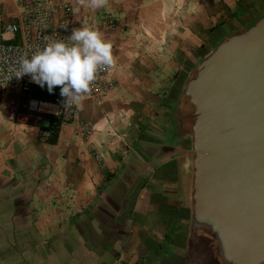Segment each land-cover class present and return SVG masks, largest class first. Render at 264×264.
<instances>
[{
    "label": "crops",
    "instance_id": "0c3cea01",
    "mask_svg": "<svg viewBox=\"0 0 264 264\" xmlns=\"http://www.w3.org/2000/svg\"><path fill=\"white\" fill-rule=\"evenodd\" d=\"M9 1L0 13L12 19ZM53 1L71 6L70 35L86 26L112 44L115 64L106 76L113 86L72 104L51 143L42 126L16 119L22 96L0 94V264H159L183 212L179 155L150 162L137 184L120 183L138 167L191 55L260 0H108L96 9ZM84 123L91 125L86 138Z\"/></svg>",
    "mask_w": 264,
    "mask_h": 264
},
{
    "label": "water",
    "instance_id": "95a60500",
    "mask_svg": "<svg viewBox=\"0 0 264 264\" xmlns=\"http://www.w3.org/2000/svg\"><path fill=\"white\" fill-rule=\"evenodd\" d=\"M139 153L142 168L120 184H137L160 158L181 161L183 212L159 264L264 263V0L191 55Z\"/></svg>",
    "mask_w": 264,
    "mask_h": 264
},
{
    "label": "built area",
    "instance_id": "2783aa9c",
    "mask_svg": "<svg viewBox=\"0 0 264 264\" xmlns=\"http://www.w3.org/2000/svg\"><path fill=\"white\" fill-rule=\"evenodd\" d=\"M71 13L69 5L53 0H15L12 19L5 18L0 13V94L6 90H15L19 98L22 96L25 100V114L48 120L50 116L59 117L58 124L68 122L73 114L71 106H63L64 98H61L59 104L53 103L56 105L54 112L38 110L37 103L52 102L32 95L33 87L39 85L29 75L20 79L12 75L13 70L19 67L22 57L30 58L47 43L64 41L70 44ZM106 73L107 69L99 71L96 80L91 84L92 91L83 95L95 100L104 96L113 86ZM79 132L82 138L88 137L91 125L82 124ZM44 134L47 135L48 132L44 131Z\"/></svg>",
    "mask_w": 264,
    "mask_h": 264
},
{
    "label": "clouds",
    "instance_id": "9594fccd",
    "mask_svg": "<svg viewBox=\"0 0 264 264\" xmlns=\"http://www.w3.org/2000/svg\"><path fill=\"white\" fill-rule=\"evenodd\" d=\"M79 3L96 9L106 7L108 0H79ZM69 39L70 44L54 41L30 58L22 57L12 77L20 79L29 75L41 88L46 85L49 93L59 86L64 107L79 102L83 94L92 91L97 73L112 67L115 60L112 44L96 30L86 26L74 28Z\"/></svg>",
    "mask_w": 264,
    "mask_h": 264
},
{
    "label": "trees",
    "instance_id": "16d2710c",
    "mask_svg": "<svg viewBox=\"0 0 264 264\" xmlns=\"http://www.w3.org/2000/svg\"><path fill=\"white\" fill-rule=\"evenodd\" d=\"M32 95L36 98L42 99L44 101H50L52 103H57L61 101L60 88L56 87L53 93H49L47 90V86L41 88L40 86L33 87ZM53 121L55 123H53ZM59 123V117L53 118L49 117V124L46 127H42L43 130L47 131L46 139L48 142L55 141V134L57 131V125Z\"/></svg>",
    "mask_w": 264,
    "mask_h": 264
},
{
    "label": "rangeland",
    "instance_id": "374dc122",
    "mask_svg": "<svg viewBox=\"0 0 264 264\" xmlns=\"http://www.w3.org/2000/svg\"><path fill=\"white\" fill-rule=\"evenodd\" d=\"M141 1L142 0H137V3H141ZM143 1H145L146 3H149V4H152L153 3V5H155V6H159L160 4H164V3H166L165 1H167V0H143ZM112 3V2H111ZM11 4V1H9V0H7V1H3L2 3H0V7L2 8V9H5V11L6 10H9L10 9V7H9V5ZM64 4V3H63ZM70 6V5H69ZM71 7V6H70ZM112 14H109V13H107V16H106V18H105V20H106V22H107V25H110V26H112L113 25V23H114V21H113V18H112ZM18 94V93H17ZM24 102L25 103V100H24V98H21V102Z\"/></svg>",
    "mask_w": 264,
    "mask_h": 264
},
{
    "label": "bare ground",
    "instance_id": "6f19581e",
    "mask_svg": "<svg viewBox=\"0 0 264 264\" xmlns=\"http://www.w3.org/2000/svg\"><path fill=\"white\" fill-rule=\"evenodd\" d=\"M36 108L41 111H51L56 110V105L53 103H37Z\"/></svg>",
    "mask_w": 264,
    "mask_h": 264
},
{
    "label": "flooded vegetation",
    "instance_id": "af4514ba",
    "mask_svg": "<svg viewBox=\"0 0 264 264\" xmlns=\"http://www.w3.org/2000/svg\"><path fill=\"white\" fill-rule=\"evenodd\" d=\"M262 264H264V263H262Z\"/></svg>",
    "mask_w": 264,
    "mask_h": 264
}]
</instances>
